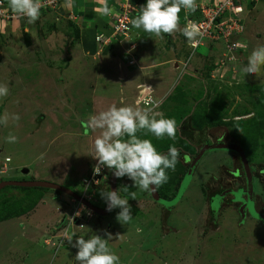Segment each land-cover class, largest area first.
<instances>
[{
  "label": "rangeland",
  "instance_id": "rangeland-1",
  "mask_svg": "<svg viewBox=\"0 0 264 264\" xmlns=\"http://www.w3.org/2000/svg\"><path fill=\"white\" fill-rule=\"evenodd\" d=\"M143 5H138V14ZM246 16V28L237 35L241 48L234 58L226 56L228 69L222 77L216 67L224 47L206 40L190 49L180 32L169 44L163 34L141 35L143 30L131 25L126 39L105 48L81 31L83 19L67 6L42 12L33 24L20 15L9 23L0 21V85L9 89L0 97V117L9 115L7 126L0 124V180H48L81 194L80 181L97 163L90 154L99 135L86 134L82 122L113 104L121 106L122 99L124 105L148 107L141 91L151 93L156 112L176 121L175 140L137 134L150 139L161 153L169 146L180 151L175 171L167 170L169 179L161 186L167 196L175 193L177 178L186 167L182 155L189 157L197 150L189 145L191 132L238 136L257 174L264 169V82L241 69L251 52L264 46V3L253 6ZM75 26L81 37H75ZM89 38L95 43L84 46ZM133 42L138 46L132 47ZM14 114L19 121L11 119ZM192 115L203 116L207 123L194 129ZM9 134L18 142L8 143ZM232 157L220 149L206 153L182 197L166 208L127 176L118 178V194L132 208L128 224L117 220L116 208L101 218L95 216L85 227L76 223L66 229V220L73 221V213L81 208L70 196L52 189L4 186L0 264H79L76 238H107L109 232L113 236L109 248L119 256L118 264H264V225L251 218L237 225L232 207H223L215 228L206 222L203 185L212 174L221 178L232 166ZM24 168L28 173L22 172ZM105 168L108 177L112 171ZM261 177L257 174L263 198ZM102 183L97 189L105 188ZM97 194L105 201L101 192ZM219 204L220 200L213 203L218 211ZM72 234L69 243L65 237ZM62 239L65 243H60Z\"/></svg>",
  "mask_w": 264,
  "mask_h": 264
},
{
  "label": "clouds",
  "instance_id": "clouds-1",
  "mask_svg": "<svg viewBox=\"0 0 264 264\" xmlns=\"http://www.w3.org/2000/svg\"><path fill=\"white\" fill-rule=\"evenodd\" d=\"M8 3L11 11L14 14L27 17L29 24L35 23L40 17L42 7L40 0H8ZM133 3L138 10L139 3ZM182 9L186 14L188 12L194 13L197 9L196 0H146V4L141 6L140 13L134 19L132 16L131 25L135 29H142L144 32L161 38L162 34L174 36L177 32H181L187 38L190 46L195 48L198 43L197 38L204 35L201 30L202 26L189 22L181 28L179 14ZM98 11H100L101 15L111 14V9L106 3ZM119 37L127 38L125 36L116 38ZM262 67H264V46H259L251 52L247 65L241 71L248 76L255 75L257 79L264 82ZM8 92L9 89L6 85H0V97L7 96ZM141 94H143L142 91ZM144 94L150 96L151 93L147 92ZM136 103L139 105L141 101L138 100ZM143 103L148 107L142 109L138 106L124 105L122 99L121 106L113 104L106 110L100 111L92 115L87 121L82 122L86 134L99 131V135L94 140V151L90 154L97 160V163L84 177L90 175L93 169L94 175L100 174L102 168H104V171L102 176H97L99 178L97 184L86 188L89 197L83 194L85 186L82 180L80 181L83 187L81 194L73 191L94 206L104 208L107 204L108 211L119 208L117 220L122 224H128L132 220V208L128 199L122 198L118 191L110 190L109 186H105L102 190L97 189L103 180L106 179L109 182L110 176L107 177L108 173L105 167L111 170L115 177L122 178L127 176L134 182V186L141 191L152 193L168 181L167 170L175 171L180 157V151L175 146H169L166 154L161 153L150 139L141 138L137 135L140 132H144L145 135L151 133L157 139L167 137L175 140L177 134L176 121L165 118L161 113L156 112L154 108L158 105L150 97H145ZM11 119L19 121L20 116L14 114ZM8 121L9 115L7 113L0 117V124L7 126ZM6 140L8 143H16L18 142V137L9 134ZM90 188L92 189L90 190ZM98 192H101V196L105 201L98 197ZM71 198L74 199L73 197ZM132 199H135V193H132ZM74 200L81 208H79L80 213L79 211L73 213L75 219L72 221V227L76 223L81 224V227H85V224L90 222L95 216L102 217L81 201ZM100 203H103L104 206H100ZM66 221L68 223L70 220ZM98 223H95V226ZM137 231L139 232L140 229L138 228ZM74 236L75 234L66 235L65 239L72 243ZM111 239H113V236L110 232L107 233V238H102L100 235H92L87 239L82 236L77 237L73 244L78 249L75 260L79 264H118L119 256L109 248L108 241Z\"/></svg>",
  "mask_w": 264,
  "mask_h": 264
},
{
  "label": "built area",
  "instance_id": "built-area-1",
  "mask_svg": "<svg viewBox=\"0 0 264 264\" xmlns=\"http://www.w3.org/2000/svg\"><path fill=\"white\" fill-rule=\"evenodd\" d=\"M74 0H40L42 4L41 9H57L67 2L71 3ZM252 0H196L197 9L194 13H185V24L192 22L202 26L204 35L198 37V43L195 48L204 45V42L210 41L224 47L225 52L223 58L219 59L216 70L222 71L220 76H224L225 71L228 69L225 60L234 58V54L241 48V42L237 40V35L243 33L244 24L242 23V12L246 3ZM255 1V0H253ZM133 11H137L136 5L130 0L120 1L119 9L116 13L107 15L109 23V34H96L95 41L102 44H108L111 39L118 36L127 37L131 30V20ZM18 14L11 11L8 0H0V21H11ZM191 47V46H190ZM192 49H195L191 47ZM230 53V55H228ZM185 65V64H183ZM221 68V69H220ZM150 97L148 94H142L141 98ZM151 98V97H150ZM104 168L98 175H94V169L90 175L82 179L84 187L83 194L89 197L86 188L95 185L99 182L97 176L103 175ZM90 215V214H89ZM72 224V221L67 223L66 229ZM81 225V224H80ZM67 230L64 231V233ZM69 233V232H68ZM61 238V237H60ZM66 240V239H65ZM65 240H60V243Z\"/></svg>",
  "mask_w": 264,
  "mask_h": 264
},
{
  "label": "flooded vegetation",
  "instance_id": "flooded-vegetation-1",
  "mask_svg": "<svg viewBox=\"0 0 264 264\" xmlns=\"http://www.w3.org/2000/svg\"><path fill=\"white\" fill-rule=\"evenodd\" d=\"M198 130V129H197ZM192 136L193 139L189 141V145L192 147L197 148L195 151L194 155L192 156H186L182 155V158L186 162V170L188 169V166L190 165L192 159L195 157V155L198 153L199 149L205 144H213L216 142H221V143H236L240 145L246 155V158L248 160V163L251 167V172L253 176V185H254V209L258 213H264V197L260 198L259 192H258V179H257V174H263V179L261 177V183H262V190H264V169L259 171L257 174L254 173L253 171V165L245 151V148L241 142V139L235 138L233 136H226V133H220V134H209L207 133L206 135H200V134H195L193 132ZM198 139H200L202 142H198ZM226 151V150H225ZM234 157L232 161V166L226 167V172L223 173V176L220 178H217V176L213 175L209 177V179L204 183L203 188H202V193L204 195V199L206 200V207H207V218L206 222L207 224H210L213 228L216 227L217 220L219 218V214L223 207H232L238 214V221L237 225L243 224L248 218L253 219L259 225H264V221L258 220L254 218L251 213L249 212L248 206H245L246 204V199L247 195L243 193V191L246 188V181H245V176H244V171L243 167L241 164V160L238 154L235 152L230 151ZM188 158V159H186ZM222 172L219 173V175ZM185 174V173H184ZM192 179V178H191ZM1 181V180H0ZM257 183V189H256V183ZM181 182V181H180ZM214 182V184H213ZM180 184V183H179ZM179 187V186H178ZM178 189V188H177ZM177 192V191H176ZM176 194V193H175ZM175 196V195H174ZM172 196V198L174 197ZM169 198V199H172ZM220 200V209L217 211V213L212 210V205L213 203L217 202ZM244 207V219H241L239 209L241 206Z\"/></svg>",
  "mask_w": 264,
  "mask_h": 264
},
{
  "label": "water",
  "instance_id": "water-1",
  "mask_svg": "<svg viewBox=\"0 0 264 264\" xmlns=\"http://www.w3.org/2000/svg\"><path fill=\"white\" fill-rule=\"evenodd\" d=\"M218 149L226 150V151H232V152H235L236 154L239 155L240 160H241V164L243 167V171H244L245 181H246V188L243 191V193H245L247 195L245 206H248L249 212L251 213V215L254 218L261 220V221H264V213H258L254 209V185H253V176H252V172H251V167L248 163V160L246 158V155H245L243 148L236 143H227V144L221 143V142H216L213 144L205 143L199 149V151L195 155V157L192 159L190 165L188 166V169L186 170L185 174L183 175V177L181 179V182L179 184L177 192L172 199H165V198L161 197L157 190L155 192L149 193L150 196L153 198V200L162 204L164 207H170V206L174 205L175 203H177L178 200L182 197V195H183L184 191L186 190L188 184L190 183L191 178H192L201 158L206 153H208L209 151L218 150ZM22 172L24 174H26V173H28V169L24 168V169H22ZM117 179L118 178L115 177V175L112 172L110 177H109V188H110V190L117 191ZM9 185L10 186H22V187H43V188L55 189V190L61 191L65 194L73 197L74 199L81 201L86 206L91 208L94 212H96V214H98L99 216H105L110 212L107 210V204L105 205L104 208L94 206V205L90 204L88 201H86L85 199H83L81 196H79L77 193H75L73 190H71L65 186H62L60 184L53 183V182H50L47 180L44 181V180L30 179V180H25V181H18V180H9L8 179V180H1L0 181V189L4 186H9ZM245 206L242 205L239 209L240 216H241L242 220L244 219V211L243 210H244ZM217 208H218V205H217ZM217 208L214 205H212V210H214L215 213H217V211H218Z\"/></svg>",
  "mask_w": 264,
  "mask_h": 264
},
{
  "label": "crops",
  "instance_id": "crops-1",
  "mask_svg": "<svg viewBox=\"0 0 264 264\" xmlns=\"http://www.w3.org/2000/svg\"><path fill=\"white\" fill-rule=\"evenodd\" d=\"M119 1L120 0H88V2L86 3L85 0H74L71 3L67 2L64 5H61L59 8H63V7L67 6L71 9H73V11L75 13H77L80 18L83 19V23H79V25L81 24V26L83 27V28H81V31L85 34L89 33V36L91 38V35L93 37H95L96 34H100V33L109 34L110 28H109V23L107 20L108 19L107 15H101V13H100V11H98V9H102L104 4L106 3L107 6L111 9V13H116V12H114V10L117 11V9H118L117 6H118ZM130 1L131 2H138V0H130ZM260 2L264 3V0L253 1L252 7L259 5ZM251 8L248 7L245 10V15H244L245 18L247 17L246 14H248L250 12ZM86 19L88 20V22H86ZM143 33H144V31L140 32L141 35L147 34V33L146 34H143ZM136 35H137V33H136ZM80 37H81V34H80ZM124 39H126V38L119 37V38H115L112 40H116L117 41L116 43H121V41H123ZM89 41H90V43H89ZM89 41L84 40L83 45L84 46H86V45L90 46L91 42H94L91 39ZM131 45H133L132 47H136L137 42H133V44H131ZM131 45H129V46L131 47ZM91 48H92V46H91ZM130 49H132V48H130ZM129 65L132 66L134 64H129Z\"/></svg>",
  "mask_w": 264,
  "mask_h": 264
},
{
  "label": "trees",
  "instance_id": "trees-1",
  "mask_svg": "<svg viewBox=\"0 0 264 264\" xmlns=\"http://www.w3.org/2000/svg\"><path fill=\"white\" fill-rule=\"evenodd\" d=\"M120 1H122V0H120ZM120 1L118 2V9H119V5H120ZM138 3L140 4H146V0H138ZM252 5H253V1H250L249 3H246V5L244 6V10H243V12H242V16H243V19H242V23L244 24V26H245V28H246V18L244 17V15H245V10L249 7V8H251L252 7ZM117 9V10H118ZM47 10H51V9H41L40 10V14L42 13V12H45V11H47ZM117 12V11H116ZM138 14V10L137 11H133V13H132V16L134 17L135 15H137ZM180 25L182 26V28L184 27V24H185V17H184V15H185V11L182 9L181 10V12H180ZM4 23H7V21H4ZM9 23V22H8ZM27 32H25L24 34L26 35V42H29V36H28V34H26ZM74 35H75V37L76 38H78L79 37V35H80V32H79V29H78V27H76L75 26V28H74ZM164 35V37H166V39H167V43H169V44H174V40H173V35H168V34H163ZM180 36H183L184 38H185V40H186V37L180 32ZM186 42H187V45H188V40H186ZM114 40H112L111 39V41L108 43V44H106V45H104V47L105 48H109V47H112V46H114ZM209 44V43H208ZM200 46H202V45H200ZM189 48H190V46H189ZM191 49V48H190ZM191 119L193 120L194 119V121L196 122V124H194L195 126H194V129L195 128H199V127H201V125L202 124H204V123H207V119L206 118H204L203 116H200V115H192L191 116ZM199 120H201L202 122L201 123H199ZM235 138H238V136H236ZM240 139V138H239ZM198 142H202L200 139H198ZM167 153V152H166ZM165 153V154H166ZM195 153V152H194ZM186 172V167L182 170V173H181V175L177 178V183H176V185H175V188H176V191H177V188H178V186H179V183H180V181H181V179H182V177H183V175H184V173ZM102 185L103 186H106V187H108L109 186V182H108V180H103V183H102ZM19 187V186H18ZM20 187H22V186H20ZM24 188H30V187H24ZM31 189H46V188H43V187H31ZM47 190H49V189H47ZM117 191H118V189H117ZM157 191H158V193H159V195L161 196V197H163V198H165V199H169V198H172V196H174L175 195V193H176V191H175V193L172 195V196H167L166 194H165V192H164V190H163V188L160 186L158 189H157Z\"/></svg>",
  "mask_w": 264,
  "mask_h": 264
}]
</instances>
